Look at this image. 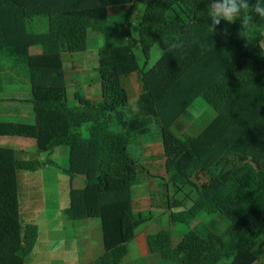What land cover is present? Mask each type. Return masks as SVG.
Returning <instances> with one entry per match:
<instances>
[{
  "label": "trees",
  "instance_id": "trees-1",
  "mask_svg": "<svg viewBox=\"0 0 264 264\" xmlns=\"http://www.w3.org/2000/svg\"><path fill=\"white\" fill-rule=\"evenodd\" d=\"M249 2L243 14L252 18L240 35L238 19L207 32V0H0V73L28 69L38 154L68 148L65 172L83 177L85 186L72 187L65 215L101 220L102 264H122L137 231L154 218L134 211L133 188L141 179L130 153L136 138L154 126L173 189L165 203L171 223L189 225L205 213L231 224L222 234L190 231L177 247L172 231L150 235L152 253L178 264H256L264 240V19L251 11L255 0ZM132 4L144 8L137 37ZM37 18L48 20L46 32L30 30ZM90 31L106 36L97 69L103 100L77 94L78 105L71 106L63 55L87 51ZM32 46L43 53L31 55ZM156 46L162 56L151 66ZM137 72L143 92L124 113V80ZM198 99L218 116L192 136L182 117ZM84 125L87 139L80 132ZM48 165L59 167L51 159L21 160L14 149L0 147V264H26L38 241V227L22 219L19 174Z\"/></svg>",
  "mask_w": 264,
  "mask_h": 264
},
{
  "label": "crops",
  "instance_id": "crops-1",
  "mask_svg": "<svg viewBox=\"0 0 264 264\" xmlns=\"http://www.w3.org/2000/svg\"><path fill=\"white\" fill-rule=\"evenodd\" d=\"M138 8L134 4L131 5L130 21L133 13L139 10V16L135 21L136 27L139 29L138 24L143 16L144 8ZM120 9L128 10L124 7ZM30 30L35 33L46 32L48 20L46 18L34 19L30 23ZM105 43V34L90 31L87 51L63 55L71 106L78 105L77 94L96 103L103 100L100 74L97 69L99 67V49ZM29 52L31 55H40L43 53V48L32 46ZM90 52L94 54L96 61L92 69L86 67L87 54ZM80 56H84L83 59ZM70 62L73 63L75 69L70 76L71 79L68 70ZM12 72V70H7L0 73L2 82L0 147L14 149L21 160L39 159L42 162H46L48 159L56 162L60 158L67 160V164L63 166L48 165L36 172H24L23 176H21V172L19 174L22 219L25 225L34 224L39 231L38 241L26 264H102L101 257L105 253V246L101 220L72 221L65 215V210L70 206L72 187L84 188V178H72L65 172L69 164L68 148L60 147L50 156L38 154L34 108L31 103L32 91L30 98L29 92L27 98L11 94L9 86L14 85L17 81ZM124 84L129 92V102L120 110L130 113L137 98L143 92L140 73H134L126 78ZM202 102V99H198L182 117L186 132L192 136H199L218 116L212 107L213 113L209 112V108L204 105L200 106L202 108L193 110L195 105ZM189 112L193 114L194 118L189 123H185L183 118ZM111 127L114 131H121V127L116 122H112ZM80 132L84 138H89L86 125L80 129ZM34 148H36V152L32 151ZM130 153L139 163L141 179L140 183L133 188L134 211L136 213L152 212L154 218L137 231L135 239L129 244L128 254L122 264L177 263L167 261L160 254L152 253L150 250L149 236L161 231H172L174 245L177 247L190 231L207 236L212 232L222 234L230 227L231 223L225 217L211 216L205 213L200 214L189 225L171 223L165 203L167 198H172L173 189L167 176L165 149L158 127H152L147 135L138 136L130 148ZM263 242L262 239L259 244ZM256 255L258 258L256 264H259L260 261L264 262V254Z\"/></svg>",
  "mask_w": 264,
  "mask_h": 264
},
{
  "label": "rangeland",
  "instance_id": "rangeland-1",
  "mask_svg": "<svg viewBox=\"0 0 264 264\" xmlns=\"http://www.w3.org/2000/svg\"><path fill=\"white\" fill-rule=\"evenodd\" d=\"M138 7H139L138 9H143L142 6H138ZM139 13H140V11L136 10L133 13V16L131 18L132 32H133V35L135 37L138 36V27H136L135 21L137 20V18L139 16ZM135 52H136V56L138 58V61L140 62V64H143L144 63V55L142 53L141 48L138 46L136 48ZM80 55H83V54H80ZM87 56H88V58L86 60V67L88 69H92V67L94 66V64L96 62L95 61V56H94V54L92 52L88 53ZM161 56H162V50L160 49V47L159 46L154 47L153 50H152L151 66L153 64H155L160 59ZM80 57H81V59H83L84 56H80ZM6 64L10 66L9 62H7ZM68 70L70 72V74H69V77H70L72 75V72L75 70L73 63H71V62L69 63ZM12 73H13L12 75L14 76V78L17 81H16V83H14V85H10L9 86V88H10L9 92L11 94H18V95H20L23 98H27L28 92H29V98H30L31 97L30 96L31 87H30V84H29V81H28V69L25 66H19L18 68L14 69ZM70 79H71V77H70ZM73 85H74V83L72 82V86ZM202 103L201 104L198 103L197 105H195L193 110L197 109V108H202L200 106L204 105V107H208L209 108V112H211V113L214 112V110L211 107H209L207 104H205L204 101ZM193 118H194L193 114H190V112H189L183 118V120H184L185 123H189L191 120H193ZM32 151L36 152V148L32 149ZM238 161H239L238 159L236 161L230 160L229 163L230 164H232L234 162L237 163ZM56 163L58 165H60V166H63V165L67 164V160H64L63 158H60L58 161H56ZM23 175H25L24 172H21V176H23ZM247 211H248V207H244L242 209L243 213H246ZM256 254H258L259 256H262L264 254V242L261 243V244H258V246L256 248ZM172 264H177V263H172ZM259 264H264V262L260 261Z\"/></svg>",
  "mask_w": 264,
  "mask_h": 264
},
{
  "label": "clouds",
  "instance_id": "clouds-1",
  "mask_svg": "<svg viewBox=\"0 0 264 264\" xmlns=\"http://www.w3.org/2000/svg\"><path fill=\"white\" fill-rule=\"evenodd\" d=\"M207 2V17L211 21L206 24L209 34H214L217 31V26L221 24L222 20L232 23L237 19L242 27L240 35L245 34L243 29L252 18L251 15L243 14L245 10L250 8L249 0H207ZM251 11H254L258 17L264 19V0H255V3L251 6Z\"/></svg>",
  "mask_w": 264,
  "mask_h": 264
}]
</instances>
